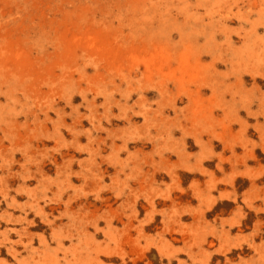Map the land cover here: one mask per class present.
<instances>
[{"label": "rangeland", "instance_id": "obj_1", "mask_svg": "<svg viewBox=\"0 0 264 264\" xmlns=\"http://www.w3.org/2000/svg\"><path fill=\"white\" fill-rule=\"evenodd\" d=\"M0 264H264V0H0Z\"/></svg>", "mask_w": 264, "mask_h": 264}]
</instances>
